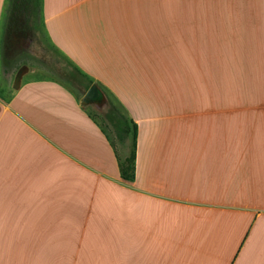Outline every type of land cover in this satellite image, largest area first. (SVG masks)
<instances>
[{"label":"crops","instance_id":"crops-1","mask_svg":"<svg viewBox=\"0 0 264 264\" xmlns=\"http://www.w3.org/2000/svg\"><path fill=\"white\" fill-rule=\"evenodd\" d=\"M40 2L43 49L136 122L135 175L51 70L0 54V264H264V0Z\"/></svg>","mask_w":264,"mask_h":264},{"label":"trees","instance_id":"trees-1","mask_svg":"<svg viewBox=\"0 0 264 264\" xmlns=\"http://www.w3.org/2000/svg\"><path fill=\"white\" fill-rule=\"evenodd\" d=\"M40 3V0H9L5 29L12 31L16 27H21L25 31L30 30V34L36 39L39 38V31L41 30L40 15H38L36 20L34 14L40 13ZM46 49H48V44L46 45ZM49 50L53 53V59L49 63L58 79L63 82L72 83L78 88L80 85H83L84 89L93 82L89 75L73 65L53 44L49 46ZM69 65H72L73 69L69 68ZM96 85L100 94L95 101L103 107L104 111L97 113L85 110L89 117L99 125L112 145L119 159L121 176L125 179H132L135 175L137 124L110 90H105L99 83H96ZM127 141L130 147L129 151L121 156L117 152L116 142L126 143Z\"/></svg>","mask_w":264,"mask_h":264},{"label":"rangeland","instance_id":"rangeland-1","mask_svg":"<svg viewBox=\"0 0 264 264\" xmlns=\"http://www.w3.org/2000/svg\"><path fill=\"white\" fill-rule=\"evenodd\" d=\"M38 15H40V13L34 14V17L36 20L38 18ZM34 17H33V19H34ZM4 18H5V20L3 21V27L6 26L7 8L5 9V12H4ZM5 33L8 34V32H6V30H5ZM9 34L11 35V31ZM20 34H21V40L20 39L18 40L17 37L14 35V33H13V37H11V38L7 37L6 34H5V38H4V35H3V37H2L3 48H1V50H0L1 57L5 56V55H6V58L12 57L13 61H16L17 64H19V65L24 64L27 66L47 67V69L51 70V72L53 73V76L58 78L54 74V72L51 68V65L49 63V61H51L53 59L52 58L53 53H51V51L49 49H46V46H45V50H44L42 41H40L38 38L36 39L35 37H33V35H30V33L27 32V34H26V32L24 30H22V32ZM17 35H19V34H17ZM42 38H43V36H42ZM41 40H43V39H41ZM17 44H19V45H17ZM23 48H28L29 52L24 51ZM35 74H39V75L43 74L44 75L45 73L43 72V70L42 71L37 70L35 72ZM94 83L96 84V82H94ZM64 84L75 94L77 99L82 103V105L85 106V108L87 110H91V111H94L97 113H102L104 111L103 107H101L98 103H96L95 100H90L88 102L82 101L81 98H82V96L86 90V89H84L85 87H83V85H80L78 88V87L74 86L72 83L64 82ZM103 87L105 90H107V88L105 86H103ZM129 148L130 147H129L128 141L126 143L116 142L117 152L121 156L124 155L125 153H128Z\"/></svg>","mask_w":264,"mask_h":264},{"label":"water","instance_id":"water-1","mask_svg":"<svg viewBox=\"0 0 264 264\" xmlns=\"http://www.w3.org/2000/svg\"><path fill=\"white\" fill-rule=\"evenodd\" d=\"M99 89L95 83H91L85 90L82 101L88 102L90 100H96L99 97Z\"/></svg>","mask_w":264,"mask_h":264}]
</instances>
